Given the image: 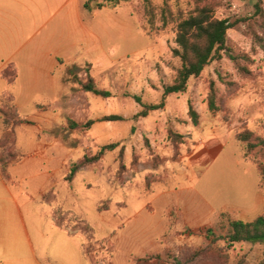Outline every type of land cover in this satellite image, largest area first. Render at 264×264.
<instances>
[{
  "label": "rangeland",
  "instance_id": "obj_1",
  "mask_svg": "<svg viewBox=\"0 0 264 264\" xmlns=\"http://www.w3.org/2000/svg\"><path fill=\"white\" fill-rule=\"evenodd\" d=\"M101 1L47 0L32 7L37 26L47 19L42 33L58 62L51 89L39 72L37 87L19 100L18 113L31 123L15 127L9 189L0 183V264H135L157 254L166 264H259L264 242L228 245L206 234L212 228L225 235L228 219L264 213V183L236 140L243 129L264 138V0H153L185 13L209 3L233 26L223 57L147 116H135L143 108L137 97L160 102L180 65L173 55L175 25L148 34L141 0L98 8ZM33 17L23 8L24 35ZM18 74L16 94L26 91L33 72ZM88 74L111 96L84 91L76 77ZM212 82L215 111L208 106ZM37 91L52 101L38 107ZM189 102L200 115L196 125ZM114 114L123 119H101ZM69 119L94 122L71 127ZM170 128L183 139L169 138ZM4 129L0 117V136ZM112 142L119 145L67 179L74 163ZM249 156L264 161V147Z\"/></svg>",
  "mask_w": 264,
  "mask_h": 264
},
{
  "label": "trees",
  "instance_id": "obj_2",
  "mask_svg": "<svg viewBox=\"0 0 264 264\" xmlns=\"http://www.w3.org/2000/svg\"><path fill=\"white\" fill-rule=\"evenodd\" d=\"M120 0H102L97 3V7L101 8L108 5H116ZM144 8V21L141 27L148 34L156 33L164 29L170 22H173L176 30V43L178 47L173 49V55L178 57L180 65L176 68L173 81L164 86L161 101L158 103H143L140 97H137L142 105V109L135 116H147L151 111L162 109L165 106V98L173 93L185 92L187 90L188 81L191 77L199 76L205 67L213 60H219L228 50L227 39L228 30L233 26V22L229 19H221L215 16V8L209 3L197 5L189 12H174L168 4L157 6L153 0H141ZM258 6V5H257ZM88 7V5H87ZM160 16L161 24H156L157 16ZM17 71L8 67L4 70V77L7 78L9 91L0 97V117L3 120L5 129L0 136V168L3 177L7 179V171L10 163L7 157H16L15 150V127L22 124H29L31 120L21 116L18 113L14 98L11 91L16 83ZM76 81L80 84L84 91H90L103 97L111 96V91L100 88L97 81L90 74L86 80L76 77ZM208 106L211 111L217 109L215 84H210ZM41 104H38L40 107ZM188 114L192 122L196 125L199 123V112L192 102L188 103ZM102 120H119L123 119L120 115H108L101 118ZM71 127L85 126L89 127L94 120L89 119L84 124H80L69 119ZM169 138L174 142L183 139L182 134L169 129ZM236 140L244 144L243 157L252 160L257 165V169L261 176V185L264 183V161L253 159L249 156L251 151L258 147H264V138L255 134L251 129H243L236 133ZM119 142H112L103 145L99 152L93 156L85 155L80 162L74 163L68 174L67 179H72L75 172L84 164L98 161L107 151L114 150ZM123 150V148L121 149ZM5 153H8L5 155ZM226 212L221 213V217ZM207 238L212 242L216 239L225 240L228 245L236 242H264V213L258 215L250 221L241 219H228V229L225 235L215 236L212 228H207ZM207 248L198 249L191 254V258L199 257L207 251ZM177 264H185L182 260H176ZM135 264H166L160 255L147 256L140 258ZM259 264H264L263 258Z\"/></svg>",
  "mask_w": 264,
  "mask_h": 264
},
{
  "label": "crops",
  "instance_id": "obj_3",
  "mask_svg": "<svg viewBox=\"0 0 264 264\" xmlns=\"http://www.w3.org/2000/svg\"><path fill=\"white\" fill-rule=\"evenodd\" d=\"M41 1H45V5L47 6V0H0V97L9 91L7 78L4 77V70L12 67L17 71L16 83L11 91L17 109L20 108L19 100L22 95L31 92L32 86L37 87L40 81L39 72L45 76V87L51 89L53 86L52 77L54 65L58 62L57 57H55L57 53L55 54L48 47L47 36L42 33L45 29L44 27L48 25L47 19H43L40 26H37L35 13L32 12L34 10H32L33 6L42 5ZM23 8H25L27 14L29 13L34 16L27 23L28 32L26 35L23 34L26 32L23 29ZM21 68L33 72V74L26 91L20 90L16 94L14 89L18 85V70L20 72ZM38 92H42V99L37 104H48L44 102L52 101V95H49L45 91H37L36 93ZM25 118L29 119L28 117ZM0 183L9 189V184H7V181L3 177L1 168ZM211 208V211L216 213L213 204H211Z\"/></svg>",
  "mask_w": 264,
  "mask_h": 264
}]
</instances>
